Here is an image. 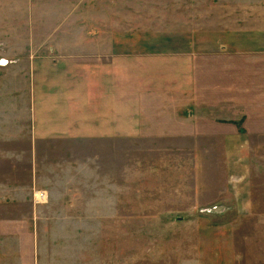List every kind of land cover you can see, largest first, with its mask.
Wrapping results in <instances>:
<instances>
[{
  "label": "rangeland",
  "instance_id": "rangeland-1",
  "mask_svg": "<svg viewBox=\"0 0 264 264\" xmlns=\"http://www.w3.org/2000/svg\"><path fill=\"white\" fill-rule=\"evenodd\" d=\"M99 35L229 56L212 65H225L246 102L257 89L264 101V0H0V264H180L190 233L210 224L206 214L234 212L190 197L156 202L146 198L155 192L124 185L120 170L141 158L142 144L32 140L26 54ZM249 144L253 205L264 210V137ZM29 180L46 202H25Z\"/></svg>",
  "mask_w": 264,
  "mask_h": 264
},
{
  "label": "crops",
  "instance_id": "crops-1",
  "mask_svg": "<svg viewBox=\"0 0 264 264\" xmlns=\"http://www.w3.org/2000/svg\"><path fill=\"white\" fill-rule=\"evenodd\" d=\"M134 43L100 36L42 43L39 54L29 50L32 140L142 144L141 158L120 170L124 185L155 192L146 198L156 202L190 197L234 211L206 214L210 224L190 233L189 256L180 264H264V210L253 205L249 144L250 137H264L261 91L246 102L245 88L229 83L225 65H212L228 63L229 56L209 60L194 49ZM37 190L25 183V202H38ZM43 193L39 202L47 201Z\"/></svg>",
  "mask_w": 264,
  "mask_h": 264
},
{
  "label": "built area",
  "instance_id": "built-area-1",
  "mask_svg": "<svg viewBox=\"0 0 264 264\" xmlns=\"http://www.w3.org/2000/svg\"><path fill=\"white\" fill-rule=\"evenodd\" d=\"M44 199V193L39 191L35 193L34 200L36 201H42Z\"/></svg>",
  "mask_w": 264,
  "mask_h": 264
}]
</instances>
